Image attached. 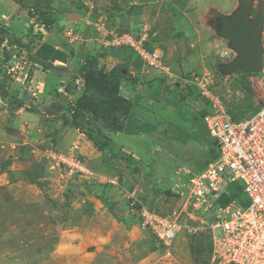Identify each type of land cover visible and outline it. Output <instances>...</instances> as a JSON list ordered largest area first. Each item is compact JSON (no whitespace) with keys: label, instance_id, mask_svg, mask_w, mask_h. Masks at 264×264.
<instances>
[{"label":"rangeland","instance_id":"374dc122","mask_svg":"<svg viewBox=\"0 0 264 264\" xmlns=\"http://www.w3.org/2000/svg\"><path fill=\"white\" fill-rule=\"evenodd\" d=\"M129 1L134 0H28L27 4L23 1L24 5L22 6L26 12L35 18L43 19L45 22L47 19L50 21L57 20L56 12L63 14L61 16H63L64 21L73 20V24L65 26L62 32L64 39L67 40L65 46L71 45L70 47L79 52L78 55L83 50H86V53L93 50L94 54L100 55L105 60L108 57H116L119 62L112 69L107 68V63L103 64L104 74L107 77H111L119 67L123 71L125 67L129 70L130 66L128 67L126 62L132 64L138 58L143 62L144 65L141 62L135 65L134 71L137 77L134 76L132 84L134 90L131 88L127 90L126 85L129 86L130 84L123 83L117 93L116 90L110 89V87H115L113 84L104 83L103 87L93 85L88 93L84 94L85 82L83 80L77 82L73 79L72 73H68L65 75V81L73 87V92H71L73 95L68 93L67 96H60V98L69 105L72 97L77 100L84 95L86 98L88 97L87 99L84 98V103L89 107L98 109L97 113L94 112V117L91 116V118L92 126L109 137L103 141L104 144L106 143L103 151L109 150V147L110 152L122 150L120 154L122 157L120 158L136 167L131 179L129 178L130 180L128 179L122 186L125 194L131 197L130 203L133 199L137 201L140 198L145 205L164 213H173L175 210L180 212L184 208L188 189L189 174L187 172L195 173L203 170L212 161L214 153H219V148L213 146L205 127L202 116L203 105L197 88H188L186 81L183 80L187 76H184L185 72L182 71L180 76L174 77L175 81L179 82L176 86L174 79L170 78V75L173 74L172 71L174 72L176 68L173 67L172 69L170 63L171 74L166 75L158 68L152 69L145 64L133 48L127 45H119L117 41L115 44L112 41L113 33L118 37L123 33L126 36L130 34L133 38L143 33L146 27L144 33L148 35V40L151 41L152 39L158 47L160 45L156 28L159 31L161 26L157 25V15L151 14L150 10L152 7H163L164 0H148L149 2L146 3L153 2L152 5H147L151 8L148 10L145 9L146 7L143 8L140 12L141 15H137L134 19H129L126 16V14L131 15L133 13L130 14V9L134 4H128ZM167 1L175 7H177L178 2L184 5V8L189 5L186 10L190 13L187 20L190 19L189 23L196 24L194 27L197 26L198 28L192 31L194 35L197 34L196 38L192 39L191 35L188 37L190 44L195 40L197 42L189 51L192 57L186 59L194 65V69L186 74L193 72V74L202 75L207 71L214 78L215 91L218 92L231 111L238 112L242 108L244 110L249 109L248 112L254 111V107L262 101L263 91L254 90L251 87L250 76H245L246 74L237 72L226 76L220 72L219 65L222 58L219 52L222 47L227 45V40L216 34L211 21V17H213L211 15L212 7H216L220 13L226 14L225 12H231L233 6L236 5L235 9L238 7L239 0ZM261 1L264 0H256L255 5L258 6ZM127 6L130 8L125 9ZM183 7L181 8L183 9ZM139 10L135 13H138ZM60 20L62 21V19ZM89 22L91 23L89 24ZM94 22L104 23L112 32L108 33L104 40H99L92 25ZM131 23L133 24L131 25ZM52 28H54L53 25ZM178 28L175 27V29ZM57 30L60 32L59 29ZM208 30L212 36H203L202 33H206ZM105 40L108 41L103 42ZM27 42L29 46L32 45L31 42ZM75 42L77 43L73 46ZM85 43H87L86 46ZM61 47L63 48V45ZM28 51L29 49H23L19 45L13 47L0 44V86L8 91L6 98L2 97V93L0 94V106L3 105L11 109L9 102L11 95L18 96L24 100L26 105L30 106L40 104V102L45 103L46 98L42 99L45 92H39V90H44L40 83L41 78L36 77V84L39 87L33 82L35 77L33 73L36 67L31 66ZM101 60L99 58L100 62ZM84 62L83 59L82 63ZM143 70L145 71L144 74ZM148 70L155 75L159 74L158 86L155 85L157 87L155 90H150L152 85L149 84V80H146L147 77L145 76ZM133 75L131 73L132 77ZM144 78L145 80H143ZM48 82L51 83L49 85L47 83V90L50 89L51 85L50 91L53 89V83H55L54 85L59 84L57 78L56 81L55 78H52V82L50 80ZM79 85H82L80 89ZM123 88L130 94L123 93ZM258 93L260 94L258 95ZM52 95L53 98H58L53 92ZM150 97L157 100V103L153 104ZM40 108L47 107L44 105ZM241 115L242 113L236 114V116ZM119 126L122 127L120 131L111 130V128H118ZM75 145L78 144L73 142L62 150L68 151L70 147ZM27 152L29 150L26 151V154ZM45 153L46 151L40 155V161L31 163L30 169L11 172L18 173L19 176L24 175V178L29 180L33 176L40 175L43 166L48 168L49 165ZM19 154L22 152L16 153V157L12 154L10 157L13 160L9 158V161H21L23 156H19ZM18 157H20L19 160ZM6 168L7 165L4 164L0 170L1 175L5 174L3 169ZM5 176L10 178L8 174ZM52 177L59 185H65L58 182L59 178ZM95 177L96 173L92 175L91 180ZM140 186L144 188V194ZM129 187L131 189L137 188L136 194L132 195L133 191ZM6 190L7 187H2L0 184V264H86V262L88 264H211L213 245L211 229L208 224L212 217L197 215L193 212L192 207H188L187 211L182 212L179 232L170 244H165L148 228L143 229L144 227L140 225L142 222L140 207H131L130 205V208H133V211L130 212V218L119 217L121 222L127 224L129 233L124 234L119 227L108 224L109 227L116 230L114 233L117 236L120 234L125 238V242L126 240L130 241L129 251L125 248L124 260L120 262L117 260L114 263L107 254H101L102 258H100L98 255L87 254L83 251L77 253L76 251L79 252L78 247L77 250L60 248L62 247V239L65 238L63 235L65 230H78L81 227L87 229L91 223V220L86 221L85 216L72 219L70 217L72 211L69 215L66 214L65 210L69 208L66 207V204L71 199L70 197H64L63 193L59 195L58 192H54V194L44 193L43 197H6ZM56 195L59 196L52 197ZM75 196L76 194L72 195V200L78 199ZM147 196L152 198L147 199ZM155 197L159 198L158 201L155 200ZM244 198L249 200L245 193ZM82 207L84 206L80 205L78 210H81ZM72 208L76 210V206ZM117 241L111 242L117 243ZM120 243L123 242L117 244ZM105 245H108L109 249L112 247L111 244ZM91 247L95 248L96 244Z\"/></svg>","mask_w":264,"mask_h":264},{"label":"crops","instance_id":"0c3cea01","mask_svg":"<svg viewBox=\"0 0 264 264\" xmlns=\"http://www.w3.org/2000/svg\"><path fill=\"white\" fill-rule=\"evenodd\" d=\"M23 1L25 4L28 3V0ZM146 2L149 1H129L128 4L140 5L138 8L140 10L138 12L139 14L133 12L132 14L130 13L131 15H128L125 13L126 16H128L129 19H134L137 15H141L140 12L143 8L146 7V10L151 8L147 5L153 2ZM162 6L163 7L159 8L152 7L150 10L151 14L155 16L157 15V25L161 26L159 31L156 28L157 37L159 35L158 39L160 40L159 47L156 46L152 39L150 41V45L153 49L158 48L160 50L158 51L161 52L169 61L172 69L173 67L176 68L174 69V72L172 71L173 74L170 75L171 79H174L176 75L180 76L179 74H182V71L185 72V74L183 73L184 76L193 74V72L186 74L194 69V65L186 59L192 57L189 51L196 45L195 43L197 40L190 44L188 37L191 35L192 39L196 38L197 34L194 35L192 31L193 29L197 30L198 28L197 26L194 27L196 24L192 25L189 23L190 19L187 20L190 15V13L186 11L189 5L184 8V5H181L178 2L177 7H175L167 0H164ZM181 7H183V9ZM235 7L236 5L233 6L231 12L234 11ZM127 8L128 6L125 7V9ZM212 9L218 10L216 7H212ZM231 12L229 11L225 13L230 14ZM56 14L57 20H55L52 24L54 28H47L46 23L43 20L35 18L29 12H26L22 4L17 2V0H0V27L4 28L11 35H14L16 39H21L25 43H28L27 41L31 42L32 45L29 46V48L19 46L23 49H29L28 57L29 60H31L30 64L31 66L33 65V68L36 67L33 73L35 74L33 79L34 85L38 86L36 84V77H40V83L44 90H39V92H45L43 95L44 98L42 99L44 100L46 98L44 104L42 102H40V104H36L39 111H33L23 107L9 109L3 105L0 106V170H2V166H4V164L7 165V168L3 169L5 174H0V184L2 187H7L5 193L6 197H43L46 193L54 194V192H58L59 195L63 193L64 197H70L71 199L68 204H66V207H69V211L65 210L66 214L68 213L69 215L72 211V214L70 215L72 219L79 218L78 216H85L86 221L91 220V223L87 229H83V227H81L78 230H65L63 234L65 238L62 239V247L60 248H73L74 250H77L78 247L79 252L76 251L77 253L83 251L87 254L98 255L100 258H102L101 254H107L114 263L117 260L120 262L124 260L126 250L129 251L130 241L126 240L125 242V238L120 234L117 236V234L114 233L116 230L109 227L108 224H112L114 227H119L124 234L126 232L129 233L127 224L119 220V217H126L129 219L130 212L133 211V208H130L129 200L131 197L125 194L122 186H124L123 184L126 183L129 178L131 179L136 167H134L132 163L127 162L126 160L123 161V159L120 158L122 157L120 156L122 150H113V153L110 152V147L109 150H99L93 141L89 139L85 131L77 127L65 126L67 124V120L65 119L67 116L69 117V114L67 115L63 110H59L69 106L60 98V96L64 97L69 93L66 90V85L69 83H66L65 75L68 73L76 75L83 64L82 60H85L88 55L94 54V52L92 50L89 52L87 51L86 53V50H83L78 55L79 52L73 47H70L71 45H67L66 47L65 45L67 40L64 39L65 37L62 32L65 26L73 24V20L69 19L64 21L63 16H61L63 14L58 12H56ZM193 16L196 17V15ZM60 19H62V21ZM132 24L133 23H131V25ZM176 26L179 28L175 29ZM57 29H59L60 32ZM202 35L212 36L209 30L206 33H202ZM76 43L77 42H75L73 46H75ZM4 44H7V42H3V45ZM78 44L81 45V43ZM86 44L87 43H85V46ZM61 45H63V48ZM9 46L17 47L16 44ZM226 47H228V45L222 47V49ZM194 53L197 52L194 51ZM235 55L236 54H234L231 59H233ZM99 58L102 59V64L107 63V68L109 69H112L119 62L116 57H108L105 60L99 55ZM182 61L183 63H180ZM224 61L228 60H223L222 62ZM138 62L143 64L139 58L133 62L134 64L126 62V65L128 67L130 66V69L128 70L127 67H125L124 72L129 74L133 73V77H137L134 69H136L135 65ZM144 73L145 71L143 70V74ZM158 75L159 74L155 75L154 73H150V70L146 73V80H149V84L152 85L150 90H155V88H157L155 85L158 86ZM52 78H55V81L57 78V83L59 84L54 85L55 83H53V89L50 91L51 85L50 89L47 90V83L48 85L51 84L48 80L52 82ZM249 79L252 81L254 78L250 76ZM75 80L80 82L82 81V78L77 76ZM143 80H145V78ZM175 80L176 79L173 81L177 86L179 82ZM183 80H188L187 76L184 77ZM126 86L128 87L127 90H129V88L134 90L132 85ZM80 87H82V85H79V89ZM124 89L125 88H123V93L126 92V94H130ZM52 92L59 98V100H57L58 98H53ZM71 94L73 95V93ZM259 94L260 93H258V95ZM149 96H151L150 93ZM151 98L152 97H150V99ZM151 100L153 104L157 103V100ZM203 104L204 103L202 102V105ZM44 105L47 108L41 109L40 106L42 107ZM58 105H62L63 107L58 108ZM240 110L244 109L242 108ZM73 142H76L80 146V151L86 157L91 169L96 173L95 179L75 180L68 185L61 186L57 183V181H54L49 169L45 166H43L40 175L35 177L33 176L30 180L28 178V180L24 178V175L19 176L18 173L11 172L30 169L31 163L34 161H40V155L43 154L47 148L55 146L57 148L64 149ZM14 148L17 149L14 150ZM27 150H29V152L26 154ZM19 151L22 152L19 156H23L21 161H9V158L10 160H13L10 156L13 154V156L16 157L15 155ZM25 157L29 159H26ZM17 159L19 160L20 157ZM7 174L10 178L5 176ZM109 180H112L115 183L109 182ZM129 184L131 186V183ZM136 189L130 188V190L133 191L131 193L132 195L136 194ZM140 189L144 194V188L140 186ZM73 194H76L75 197L78 199L72 200ZM59 195L52 197H58ZM103 198L112 204V210L107 204H105ZM146 198L151 199L152 197L147 196ZM158 199V197H155L156 201H158ZM80 205L84 207H82L81 210H78ZM73 206H76V210L72 208ZM115 240H118L117 243H123L117 244L111 242ZM95 244V248L91 247ZM105 244H111L112 247L109 249L108 245ZM86 264H88V262H86Z\"/></svg>","mask_w":264,"mask_h":264},{"label":"built area","instance_id":"2783aa9c","mask_svg":"<svg viewBox=\"0 0 264 264\" xmlns=\"http://www.w3.org/2000/svg\"><path fill=\"white\" fill-rule=\"evenodd\" d=\"M34 13V11H33ZM91 22H89L90 24ZM99 40H104L110 31L104 23L92 24ZM146 27L137 37L116 36L112 41L127 45L135 50L149 67L158 68L171 74L169 61L157 49L147 44ZM70 33V31H68ZM105 40L103 42H107ZM235 52L226 47L219 52L222 60L231 59ZM18 68V65H16ZM172 75V74H171ZM254 90L263 91L258 109L234 119L225 102L213 86L214 78L208 72L193 74L186 80L194 84L206 108L203 121L212 142L219 148L216 159L201 171L189 174L186 200L182 211L164 213L145 205L137 199L131 207L139 203L143 229H149L165 244H170L181 227L182 212L192 207L197 215L211 216V264H264V59L263 70L251 75ZM69 101L74 112L76 99ZM47 148L48 169L59 183L68 185L79 179L91 180L95 173L86 157L75 145L68 151ZM240 181L250 202L247 205L237 200L227 205L219 203L222 194L228 192L230 183ZM109 182L115 183L112 180ZM136 198V197H135Z\"/></svg>","mask_w":264,"mask_h":264},{"label":"trees","instance_id":"16d2710c","mask_svg":"<svg viewBox=\"0 0 264 264\" xmlns=\"http://www.w3.org/2000/svg\"><path fill=\"white\" fill-rule=\"evenodd\" d=\"M17 2L24 5L23 0H17ZM139 7H140V5H133L131 7L132 9H130V13L131 12H137ZM45 23H46V27L49 28V27H52V24L54 23V21H50L47 19ZM5 41L9 45L16 44V45L25 46V47L29 48L28 43L23 42V40H21V39H16L14 37V35H11L4 28L0 27V44H2ZM147 46L150 49H153L151 47L150 43L147 44ZM79 70H80V71H78L79 73H77L76 75H73V79L75 80L76 77L78 76V77H81L82 80L85 82V93L84 94L88 93L89 89L93 85H95L96 87H98V86L103 87L104 83L105 84L109 83V85L113 84V86H115V87H110V89H112V90L114 89L118 93V90L120 89V87L123 83H127V84L132 85L133 81H134V77H132L131 74H129V73H125L120 67L116 69V72L111 77H107L104 74V65L103 64L101 65V63L99 61V56L97 54L88 55L85 59V62L83 63V65L81 66V68ZM251 75L252 74H246L245 76H251ZM192 77H193V74L187 75L188 79H191ZM186 86H189L188 88H190V89H192V87L197 88L194 84H192L190 82H187ZM251 87L253 88L252 83H251ZM66 90L69 93L73 92V87H71V84L66 85ZM0 94L2 95L3 98H6L8 96V91L6 90V88H3L0 86ZM199 95H200V93H199ZM84 98L87 99L88 97L86 98L84 95H82L81 97H79L76 100V106L74 107V112H71L72 109L70 106H67L64 109L63 108L59 109V110H63L64 112H66L67 115L69 114V117L67 116V118L65 119V120H67V124L65 126H73V127L79 128L81 130H84L87 133V136L89 137V139H91L93 141L95 146L99 150H104L106 143L104 144L103 141L105 139H109V137H108V135H105L102 131L97 130L95 127L92 126L93 121H92L91 116H93L95 113H97L98 109L95 107H89L86 103H84ZM9 99H10L9 102H10L11 107L13 109L23 107V108H26L29 110L39 111L36 105H32V106L29 105L28 106L25 104L23 99L18 98V96H16V95H11L9 97ZM128 101H129V99H128ZM60 107H63V106L58 105V108H60ZM257 109H258V106L254 107V110H257ZM229 111H230L232 117L234 119H237L239 117L245 116L248 113L249 109L239 110L238 112H233L229 109ZM205 113H206V108L203 107V109H202V116L203 117H204ZM238 113H242V115L236 116V114H238ZM121 128H120V126L118 128L113 127V128H111V130L114 132H117V131H120ZM213 146L215 147L216 145L213 143ZM217 156H218V153H214L212 160L216 159ZM244 193L246 194V192L244 191V187H243L242 182L234 181V182L230 183V185L228 187V192L222 194V196L219 199V203L222 205H227L231 201L237 200L241 204L247 205L250 202V200H245ZM138 199H140V198H138ZM103 201L112 210V208H113L112 204L109 203V201H107L104 198H103ZM136 206H139V203H137Z\"/></svg>","mask_w":264,"mask_h":264},{"label":"water","instance_id":"95a60500","mask_svg":"<svg viewBox=\"0 0 264 264\" xmlns=\"http://www.w3.org/2000/svg\"><path fill=\"white\" fill-rule=\"evenodd\" d=\"M254 1L239 0L238 7L230 14L211 10L212 16L217 14L219 17V21L212 24L213 29L220 38L227 40L228 47L236 53L233 59L220 63L223 75L237 72L255 74L263 70L264 1L257 8Z\"/></svg>","mask_w":264,"mask_h":264},{"label":"flooded vegetation","instance_id":"af4514ba","mask_svg":"<svg viewBox=\"0 0 264 264\" xmlns=\"http://www.w3.org/2000/svg\"><path fill=\"white\" fill-rule=\"evenodd\" d=\"M256 1V0H255ZM255 1H254V5H255ZM258 6H259V3H258ZM258 6H256L255 5V8H257ZM255 8H254V10H253V15H254V13H255ZM212 18V23H217L218 21H219V17H218V15L217 14H214L213 15V17H211Z\"/></svg>","mask_w":264,"mask_h":264},{"label":"clouds","instance_id":"9594fccd","mask_svg":"<svg viewBox=\"0 0 264 264\" xmlns=\"http://www.w3.org/2000/svg\"><path fill=\"white\" fill-rule=\"evenodd\" d=\"M236 54V53H235ZM264 59V58H263ZM231 60V59H228V61ZM223 61V60H222Z\"/></svg>","mask_w":264,"mask_h":264}]
</instances>
